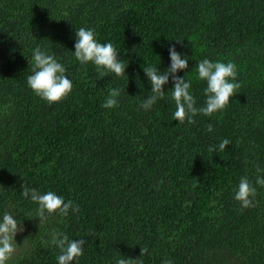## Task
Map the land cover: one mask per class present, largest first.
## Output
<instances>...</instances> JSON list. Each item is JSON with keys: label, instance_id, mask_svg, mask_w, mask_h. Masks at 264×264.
<instances>
[{"label": "trees", "instance_id": "obj_1", "mask_svg": "<svg viewBox=\"0 0 264 264\" xmlns=\"http://www.w3.org/2000/svg\"><path fill=\"white\" fill-rule=\"evenodd\" d=\"M84 27L111 42L124 75L101 76L74 56ZM53 55L73 88L49 104L27 85L33 51ZM188 57L176 76L203 107V59L234 62L241 86L222 110L173 120L165 95L149 110L144 65L165 71L170 48ZM120 89L114 108L102 107ZM213 131H208V125ZM228 139L224 151L219 143ZM212 146L215 151H209ZM259 169V171H258ZM264 0H0V217L23 227L7 264H58L54 232L83 240L72 264H264ZM255 207L235 200L241 178ZM24 188L53 191L78 212L40 224ZM147 252L141 256V249Z\"/></svg>", "mask_w": 264, "mask_h": 264}, {"label": "clouds", "instance_id": "obj_2", "mask_svg": "<svg viewBox=\"0 0 264 264\" xmlns=\"http://www.w3.org/2000/svg\"><path fill=\"white\" fill-rule=\"evenodd\" d=\"M75 52L74 56L80 64L92 62L101 76L113 73L116 76L124 75L127 68V62L118 59L116 48L111 42L100 43L97 41L95 33L91 29L84 27L75 32ZM171 65L165 71L161 72L154 66L144 65L143 72L147 77L151 92L141 103V108L145 110L151 107L165 95L164 85L172 77L174 87L170 90L172 99L175 102V112L173 120L183 123H193L192 119L198 113L204 116H211L215 112L222 110L230 102V98L236 94L240 84L236 82L237 67L234 62H212L203 59L196 65L197 78L206 82L204 95L206 97L203 107H196V100L190 93L191 82L185 78L176 76V73L186 70L188 67V57L182 56L176 49L170 48ZM33 72L27 78L28 87L41 99L47 103H58L71 93L73 84L65 75L66 69L57 61L53 55H49L37 47L33 51ZM120 95V89H112L106 98L102 107L106 109L114 108L117 105V97ZM208 131H213V125H208ZM230 144L228 139H224L217 146L220 151H224ZM209 146V151H215ZM259 171V169H258ZM255 184L264 187V177L257 176ZM257 188L249 181L247 177L241 178L238 190L235 193V200L242 208L247 209L255 207L254 198ZM22 195L25 198L30 197L31 201L38 204L36 216L40 224L48 220L49 216L59 213L67 216L69 210L78 212L79 208L72 201H65L63 197L58 196L53 191L41 193L35 188H24ZM22 224L14 216L5 212L0 217V264H7L12 254L17 249L15 236L22 232ZM51 243L59 248L60 254L57 257L58 264H72L73 260L83 254V240H70L63 233L54 232ZM147 252V248L141 249V256ZM117 264H142L140 259H126L124 257L117 260ZM165 264H172V261H165Z\"/></svg>", "mask_w": 264, "mask_h": 264}]
</instances>
